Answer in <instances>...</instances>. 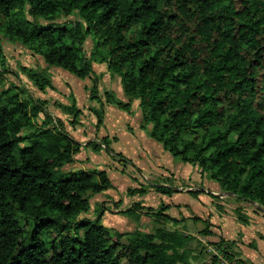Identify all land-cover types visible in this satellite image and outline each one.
<instances>
[{
    "label": "trees",
    "instance_id": "1",
    "mask_svg": "<svg viewBox=\"0 0 264 264\" xmlns=\"http://www.w3.org/2000/svg\"><path fill=\"white\" fill-rule=\"evenodd\" d=\"M0 35L46 68L91 76L96 126L102 101L91 62L104 63L125 97L105 90L107 103L129 112L135 100L147 137L235 201L264 209V0H0ZM88 36L97 58L83 54ZM0 71H7L1 44ZM25 74L38 90L51 86L44 68ZM8 92L0 91V264H192L194 237L176 228L111 231L102 208L87 216L89 194L110 187L106 172L63 169L81 144L43 99ZM59 107L74 124L73 97ZM108 144L106 136L84 143L129 163ZM149 188L176 192L166 182ZM198 192L214 196L188 190ZM167 208L133 202L119 213L178 223ZM236 221L246 224L243 212ZM235 241L208 242L216 251L210 264H244Z\"/></svg>",
    "mask_w": 264,
    "mask_h": 264
},
{
    "label": "rangeland",
    "instance_id": "2",
    "mask_svg": "<svg viewBox=\"0 0 264 264\" xmlns=\"http://www.w3.org/2000/svg\"><path fill=\"white\" fill-rule=\"evenodd\" d=\"M0 44L7 68L6 72L0 71V91L8 89V94L16 93L19 101L27 96L43 99L47 111L63 120L67 132L81 144L72 161L63 169H103L106 172L110 187L89 194L87 216L102 208L100 221L111 231L125 232L138 228L152 232L159 225L176 228L194 237L189 244L192 264H210L209 257L216 251L208 242L217 241L219 237L236 240L233 249L238 250L244 264H264V209L248 202L235 201L223 193L215 182L200 176L196 166L179 161L164 151L158 142L147 137L145 128L139 126L140 114L135 100L131 102L129 112L107 103L103 97L105 90L122 100L125 97L118 78L105 70L104 63L91 62L92 72L98 77L97 93L102 101V124L96 126L92 109H99V105L87 98L91 76L79 79L57 67L46 68L40 56L1 35ZM93 47L92 38L86 37L82 45L83 54L97 58ZM28 68L46 69L51 86L38 90L25 74ZM71 97L80 110L74 124L69 123V116L59 107L60 104H68ZM40 116L36 123H39ZM102 136L108 138L109 148L120 152L130 160L129 163L118 161L116 156L107 154L103 149L93 151L84 145L87 140ZM162 182L171 184L176 192L167 196L149 188L151 183ZM137 188H144L145 192L136 193ZM201 188L214 196L188 193L189 189L197 192ZM133 202L150 208L166 204L168 208L165 212L178 219V223H160L155 216L144 211L139 212L137 219L119 213ZM237 210L244 213L246 224L236 221ZM204 229L209 234H202ZM221 263L224 264L221 260L215 264Z\"/></svg>",
    "mask_w": 264,
    "mask_h": 264
},
{
    "label": "crops",
    "instance_id": "3",
    "mask_svg": "<svg viewBox=\"0 0 264 264\" xmlns=\"http://www.w3.org/2000/svg\"><path fill=\"white\" fill-rule=\"evenodd\" d=\"M150 143H152V142H150Z\"/></svg>",
    "mask_w": 264,
    "mask_h": 264
}]
</instances>
